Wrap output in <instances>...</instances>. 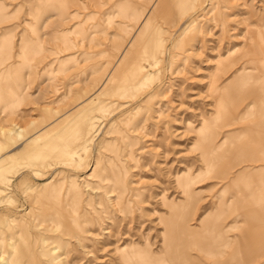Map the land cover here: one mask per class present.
<instances>
[{
	"label": "rangeland",
	"instance_id": "374dc122",
	"mask_svg": "<svg viewBox=\"0 0 264 264\" xmlns=\"http://www.w3.org/2000/svg\"><path fill=\"white\" fill-rule=\"evenodd\" d=\"M185 1L0 0V264H228L264 228V0Z\"/></svg>",
	"mask_w": 264,
	"mask_h": 264
},
{
	"label": "crops",
	"instance_id": "0c3cea01",
	"mask_svg": "<svg viewBox=\"0 0 264 264\" xmlns=\"http://www.w3.org/2000/svg\"><path fill=\"white\" fill-rule=\"evenodd\" d=\"M250 134H251V138H253V132L254 130L251 128L249 129ZM258 135H261V133ZM247 144H251L248 142H245V145L247 146ZM248 148V147H246ZM255 149H246V151L248 152L247 155H251L252 157L250 158H243L240 160H245V161H251V160H255V161H262L264 160V149L261 150V148L258 149V151H254ZM259 151H262V153H259ZM246 153V152H245ZM255 173H252V176ZM259 184L255 185L258 187L263 188L264 187V182L262 181H257ZM256 182H252V181H245V187L246 188H251L254 187V184ZM230 202H227V204H229ZM244 204L248 205L247 207L249 208H255L254 206L256 204H260V207H256L258 208L260 211L256 213V215L258 214V218L260 217V219L258 220V224H260V227H264V202L259 201V199L254 200L252 199L249 202H245ZM223 207H221L222 209L225 208V205H222ZM251 218H249V220L252 221H256L252 216H250ZM216 243V241H215ZM228 242L226 241L225 245H224V249L228 247ZM218 256H222L221 254H218ZM224 257H227L231 260L226 261L225 263L228 264H233V263H252V264H264V228L262 230L258 229V230H246L242 233V235L239 237L237 244L234 246V248L232 250L229 251V253H227V255H223ZM190 264V262H189Z\"/></svg>",
	"mask_w": 264,
	"mask_h": 264
},
{
	"label": "bare ground",
	"instance_id": "6f19581e",
	"mask_svg": "<svg viewBox=\"0 0 264 264\" xmlns=\"http://www.w3.org/2000/svg\"><path fill=\"white\" fill-rule=\"evenodd\" d=\"M190 1V0H189ZM179 2H180V7H182V4H184L186 1L185 0H179ZM181 2H182V4H181ZM184 2V3H183ZM179 5H178V7H179ZM183 10V9H182ZM181 12V11H180ZM183 13V12H182ZM184 14V13H183ZM187 19V18H186ZM186 22V21H185ZM184 23V22H183ZM182 23V24H183ZM184 25V24H183ZM103 94V93H102ZM101 94V95H102ZM225 109V103H224V100L222 99V97H221V99L218 101V103H217V107H216V114H218L216 117H218L220 114L219 113H221L223 110ZM214 119V118H213ZM88 122V121H87ZM84 123V122H83ZM82 123V124H83ZM86 126L88 125V124H85ZM83 126V125H82ZM208 126H209V124H208V122H203L202 124H201V127H200V130H204V129H208ZM83 128V127H82ZM86 130V129H85ZM81 132V131H80ZM80 132H77L78 134H80ZM86 132V131H85ZM78 136V135H77ZM85 136V135H84ZM77 138V137H76ZM78 140V139H77ZM87 141H89V139L87 140ZM86 141V142H87ZM86 144V143H85ZM85 144L83 143V144H81V145H76V147H73L74 149H72L71 151H68L66 154H65V156H67V157H70L72 154H74V151L76 150V149H78L79 150V148L81 147V149H83L84 147H85ZM77 151V150H76ZM75 151V152H76ZM185 185V184H184ZM186 197L188 198V195H186ZM186 198V199H187ZM172 206V205H171ZM175 209V211H179L180 210V207L179 206H175L174 208H173V210ZM175 215H177V214H180V212H174V211H172ZM174 215V216H175ZM183 232H185L186 233V229L185 228H183ZM167 237V236H166ZM167 240H168V238H167ZM164 242H166V240L164 239ZM54 245V244H53ZM165 246V245H164ZM173 249V245H171L170 243L166 246V252L167 251H171ZM125 252V251H124ZM129 257L130 258H132V259H137V254H135V252H131L130 254H129ZM123 258V257H122ZM165 258V257H164ZM135 259V260H136ZM126 261V260H125ZM128 261V260H127ZM166 262V261H165ZM5 263V262H4ZM128 264H129V262H128ZM165 264V263H164ZM167 264V263H166Z\"/></svg>",
	"mask_w": 264,
	"mask_h": 264
}]
</instances>
